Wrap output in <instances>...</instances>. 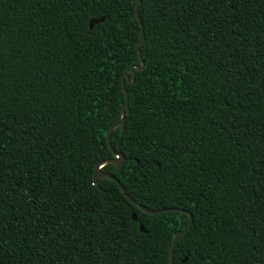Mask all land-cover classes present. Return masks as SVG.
<instances>
[{
	"label": "trees",
	"instance_id": "16d2710c",
	"mask_svg": "<svg viewBox=\"0 0 264 264\" xmlns=\"http://www.w3.org/2000/svg\"><path fill=\"white\" fill-rule=\"evenodd\" d=\"M134 11L0 0V264H168L188 215L94 184L112 149L132 199L191 212L173 264H264V0Z\"/></svg>",
	"mask_w": 264,
	"mask_h": 264
},
{
	"label": "water",
	"instance_id": "95a60500",
	"mask_svg": "<svg viewBox=\"0 0 264 264\" xmlns=\"http://www.w3.org/2000/svg\"><path fill=\"white\" fill-rule=\"evenodd\" d=\"M138 3H139V0H135V11H134V15L138 18L139 20V23L141 25V22H140V19H139V14H138ZM104 20V17H100V18H93L89 21V28H92L93 25L97 22H100V21H103ZM142 35H143V32H141V37L140 39L137 41L136 43V48L138 50V52H140L139 48H138V45H139V42L142 38ZM135 68L136 69H141L143 68V63L138 66L137 64H133L131 65L130 67V70L132 72V76H131V79H130V82H133L134 81V77H135ZM125 77H127V79H129V77L127 76L126 73H124L122 75V84H121V89L125 92V94L127 95V90L124 86V79ZM126 104H127V98H126V101L124 102V104L122 105V110H121V117L120 119L113 125L109 128L108 130V133H107V142L109 144V146H111V132L112 130L116 127V126H120L121 127V132H123L124 130V120H125V107H126ZM112 152L113 154L115 155L114 158H108V159H104L98 163L95 164L94 166V170H93V181H94V184H96L99 188V180L100 178L102 177H107V178H110L112 180H114L117 184H118V187L120 188L121 192L132 202H134L136 204V206H138V208H140L141 210H143L144 212H147V213H160V212H168V211H178V212H184L188 215V222L187 224L179 231L177 232V234L174 236L172 242H171V245H170V249H169V259H168V264H173V249H174V246H175V243L177 242V240L189 229L191 223H192V215H191V212L186 210V209H183V208H179V207H165V208H161V209H148L146 208L145 206H143L142 204L136 202L134 199H132L127 193L126 191L124 190L122 184L119 182V180L112 174L110 173H106V172H103L101 171V167L108 163V162H113L116 164V167H119L121 165V163L123 162V154L121 152H117L115 151L114 149H112ZM132 218L134 220L137 219V216H136V213L133 212L132 213ZM139 227H140V230L141 231H145L143 225L140 223L139 224ZM186 257H184L183 260H185Z\"/></svg>",
	"mask_w": 264,
	"mask_h": 264
}]
</instances>
